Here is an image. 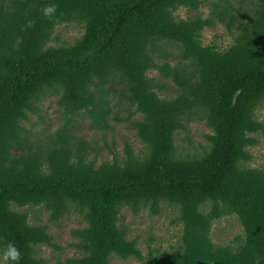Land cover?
<instances>
[{
  "label": "trees",
  "instance_id": "obj_1",
  "mask_svg": "<svg viewBox=\"0 0 264 264\" xmlns=\"http://www.w3.org/2000/svg\"><path fill=\"white\" fill-rule=\"evenodd\" d=\"M62 24L79 26V36L49 44ZM216 24L231 38L224 47L201 40ZM49 96L63 128L37 135L28 125ZM263 100L264 0H0V257L9 242L20 258L5 264H45L40 246L60 249L46 225L28 220L26 208L40 206L49 223L82 215L68 264H110L111 255L264 264V166L249 165L264 134ZM80 115L105 129L127 121L140 154L126 143L122 157L98 161L70 129ZM193 118L211 129L208 144L181 155L174 136ZM164 205L176 209L177 246L142 254L120 210L156 215ZM225 216L241 233L214 242L212 223Z\"/></svg>",
  "mask_w": 264,
  "mask_h": 264
},
{
  "label": "rangeland",
  "instance_id": "obj_2",
  "mask_svg": "<svg viewBox=\"0 0 264 264\" xmlns=\"http://www.w3.org/2000/svg\"><path fill=\"white\" fill-rule=\"evenodd\" d=\"M187 10L180 7L175 13L180 17L187 15ZM203 16L207 14V7L200 8ZM79 26L73 24L57 25L51 36V45H59L71 43L72 39L79 36ZM203 43H215L220 47L230 43V36L226 33L224 27L215 25L205 28L201 33ZM64 41V42H63ZM155 70L149 72L153 75ZM169 83V80H168ZM116 101H113L115 103ZM42 113L40 117L31 116L28 125L33 133L37 135H47L62 129L63 113L55 103V97H44L41 102ZM116 106L112 107V112ZM256 117L264 122V100L256 111ZM110 128H102L101 126H93L90 120L85 117L77 116V121L72 126V132L75 135L82 136L88 141L91 147H94L93 153H97V160L111 161L113 154H117L118 158L122 157L125 144H129L134 154H140L142 143L135 137L134 130L128 126L127 121H114L109 119ZM206 134H211V129L205 126L204 122L198 119L187 122L185 130L176 133L174 142L178 152L181 155H192L201 151L207 144ZM258 143L249 148L251 154L250 166H264V134L260 133ZM92 154V153H91ZM90 154V155H91ZM29 213V222L32 224L46 225L47 231L53 236V241L60 248L55 249L49 246H40L38 255L45 260V264H68L67 259L75 257L77 250L72 246L76 241L71 236V230L85 225L82 215L77 211H70L57 223H49L47 221L48 212L40 206H32L26 208ZM176 216V209L171 206L164 205L161 211L156 215H149L146 209H141L137 213L130 210L121 209L119 213V224H123L129 231V237H136L138 240V248L142 254H145L149 248L160 246L162 250H170L177 246L178 234H180V226L173 224L172 219ZM241 233L240 224L235 216H225L212 223L210 236L214 242H230L236 235ZM0 264H5L3 258L0 257ZM110 264H140L134 258L121 260L111 255Z\"/></svg>",
  "mask_w": 264,
  "mask_h": 264
},
{
  "label": "clouds",
  "instance_id": "obj_3",
  "mask_svg": "<svg viewBox=\"0 0 264 264\" xmlns=\"http://www.w3.org/2000/svg\"><path fill=\"white\" fill-rule=\"evenodd\" d=\"M53 5H46L44 7L45 14H48L52 11ZM4 259H10L12 261H18L20 258V251L19 249L11 242H9L6 246V249L3 252Z\"/></svg>",
  "mask_w": 264,
  "mask_h": 264
}]
</instances>
